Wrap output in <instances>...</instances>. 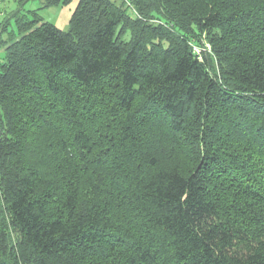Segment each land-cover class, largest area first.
<instances>
[{"label":"trees","instance_id":"1","mask_svg":"<svg viewBox=\"0 0 264 264\" xmlns=\"http://www.w3.org/2000/svg\"><path fill=\"white\" fill-rule=\"evenodd\" d=\"M72 1L0 9V264H264V0Z\"/></svg>","mask_w":264,"mask_h":264},{"label":"rangeland","instance_id":"2","mask_svg":"<svg viewBox=\"0 0 264 264\" xmlns=\"http://www.w3.org/2000/svg\"><path fill=\"white\" fill-rule=\"evenodd\" d=\"M79 0H73L69 5L66 6H60V7H53V8H47L43 9L42 11H39L38 14L43 18L44 21L51 22L55 24L60 30L67 32L69 31V22L71 19V16L73 12L75 11V8L78 4ZM41 5L38 2H29L26 6V10H33L39 8ZM18 7L15 0H7L5 3L0 4V9L7 10L8 12L15 10ZM205 45V48L207 47V54L211 53V48L209 49V44L203 40ZM202 49L201 51V57L203 54V50L205 48L199 47ZM200 50V49H198Z\"/></svg>","mask_w":264,"mask_h":264},{"label":"built area","instance_id":"3","mask_svg":"<svg viewBox=\"0 0 264 264\" xmlns=\"http://www.w3.org/2000/svg\"><path fill=\"white\" fill-rule=\"evenodd\" d=\"M4 1H7V0H0V2H4ZM198 49H200V50H198ZM205 49L207 50V47ZM209 49H210V47H209ZM194 51L200 56V59H201V55L200 54H201L202 49L199 48V47L194 46Z\"/></svg>","mask_w":264,"mask_h":264}]
</instances>
